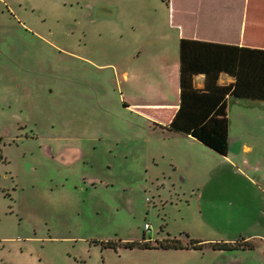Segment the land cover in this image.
Here are the masks:
<instances>
[{"label": "rangeland", "instance_id": "1", "mask_svg": "<svg viewBox=\"0 0 264 264\" xmlns=\"http://www.w3.org/2000/svg\"><path fill=\"white\" fill-rule=\"evenodd\" d=\"M154 9L153 0H0V264H264V192L248 168L133 106L180 100L175 71L152 81L158 92L124 81L138 73L137 21L140 37L170 32ZM168 233L203 244L245 237L255 249L96 244Z\"/></svg>", "mask_w": 264, "mask_h": 264}, {"label": "crops", "instance_id": "2", "mask_svg": "<svg viewBox=\"0 0 264 264\" xmlns=\"http://www.w3.org/2000/svg\"><path fill=\"white\" fill-rule=\"evenodd\" d=\"M153 2L155 6L153 13L164 20L170 32L162 31L163 33L156 37L152 31H148L140 37L138 26L142 22L138 20V25L133 27V37L138 40V44L132 47L130 67L138 73H124V81L133 90H135L136 82L141 79V81L148 83L147 86L150 91L158 92L155 88L156 84L152 81L157 76L170 81L171 77L174 76V71L179 86L181 39L264 49V0H170L169 5L162 0H153ZM139 17L144 19L145 16L143 13H139ZM233 81L234 79L229 75L222 74L219 83L227 85ZM194 84L197 89H203L205 87V75L195 76ZM131 98L133 97L131 96ZM179 104L177 107L176 104L172 105L164 101L153 102L149 97L140 103L136 102L133 106L139 107L145 117L154 119L157 124L159 123L158 128L162 129L161 127H166L171 123ZM227 114L230 121L229 159L247 167L250 173L244 170L250 184L255 189L260 190L261 188L264 192V102L229 98ZM162 121L163 123H161ZM157 124L155 125L157 126ZM163 131L172 137L188 139L192 143L197 142L205 146L191 136L167 130ZM197 188L201 192V198L207 196L205 195L207 191L205 186H197ZM163 231L164 227H162ZM170 236L169 234L168 237L161 239L171 240L172 237ZM173 239L182 241L178 237ZM241 239L252 242L245 237H241L239 240ZM151 240L154 242L156 238H151ZM239 240L222 242L236 243ZM213 243L216 242L205 244L209 247V244Z\"/></svg>", "mask_w": 264, "mask_h": 264}, {"label": "trees", "instance_id": "3", "mask_svg": "<svg viewBox=\"0 0 264 264\" xmlns=\"http://www.w3.org/2000/svg\"><path fill=\"white\" fill-rule=\"evenodd\" d=\"M162 1L170 4V0ZM179 55L180 104L171 123L161 128L191 136L218 154L227 156L230 128L228 100L264 102V49L181 39ZM222 74L229 75L234 81L221 85ZM197 75H205L203 89L195 87L194 78ZM206 245L190 239L185 245L178 239H171L154 245L132 242L123 246L130 249L201 250ZM209 245L213 250L220 251L255 248L254 243L242 239L236 243L216 242ZM108 247L116 249L117 245L109 244Z\"/></svg>", "mask_w": 264, "mask_h": 264}, {"label": "flooded vegetation", "instance_id": "4", "mask_svg": "<svg viewBox=\"0 0 264 264\" xmlns=\"http://www.w3.org/2000/svg\"><path fill=\"white\" fill-rule=\"evenodd\" d=\"M166 240H155L153 242V240H151V238H148L145 234L143 235V238L142 240H134V241H122V240H119V241H101V242H96L97 245H101L104 249H109L110 247H108L109 244H114V245H117V248L115 250H118V248H121L122 246L121 245H124L126 243H132V242H138V243H148V244H157L158 242H164ZM123 248V247H122ZM126 248V247H124ZM135 248H140V247H135ZM133 248V249H135ZM110 249H114V248H110ZM126 249H130V248H126ZM143 249V248H141Z\"/></svg>", "mask_w": 264, "mask_h": 264}, {"label": "built area", "instance_id": "5", "mask_svg": "<svg viewBox=\"0 0 264 264\" xmlns=\"http://www.w3.org/2000/svg\"><path fill=\"white\" fill-rule=\"evenodd\" d=\"M145 228L149 230L150 229L149 224H146Z\"/></svg>", "mask_w": 264, "mask_h": 264}]
</instances>
